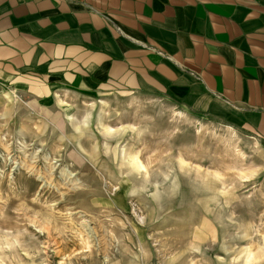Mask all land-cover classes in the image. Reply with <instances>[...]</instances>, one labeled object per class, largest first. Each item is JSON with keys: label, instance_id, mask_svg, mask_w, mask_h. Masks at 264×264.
Instances as JSON below:
<instances>
[{"label": "rangeland", "instance_id": "rangeland-1", "mask_svg": "<svg viewBox=\"0 0 264 264\" xmlns=\"http://www.w3.org/2000/svg\"><path fill=\"white\" fill-rule=\"evenodd\" d=\"M72 101L0 114V264H264L263 138L169 95Z\"/></svg>", "mask_w": 264, "mask_h": 264}, {"label": "crops", "instance_id": "crops-1", "mask_svg": "<svg viewBox=\"0 0 264 264\" xmlns=\"http://www.w3.org/2000/svg\"><path fill=\"white\" fill-rule=\"evenodd\" d=\"M121 94L183 98L264 139V0H0L1 115Z\"/></svg>", "mask_w": 264, "mask_h": 264}, {"label": "bare ground", "instance_id": "bare-ground-1", "mask_svg": "<svg viewBox=\"0 0 264 264\" xmlns=\"http://www.w3.org/2000/svg\"><path fill=\"white\" fill-rule=\"evenodd\" d=\"M36 157H33L31 160H28V162H30V163H26V161H25V168H27L28 170H30L31 172H36L37 171V167H36V165H35V162H36V160H34ZM40 172V171H39ZM63 174H65L66 176H68L69 174L67 173V171L66 170H64V173ZM52 176V175H51ZM50 176V177H51ZM54 176V175H53ZM52 176V177H53ZM42 178L41 179H45L46 180V176H41ZM49 176H47V178H48ZM49 180V179H48ZM51 180V179H50ZM65 180V179H64ZM54 181V180H53ZM52 184V183H51ZM57 186H58V184H55V188H57ZM58 188L60 189V187L58 186ZM83 241H85V243H86V239H83ZM85 248H90V246H87V245H85L84 246V249Z\"/></svg>", "mask_w": 264, "mask_h": 264}]
</instances>
